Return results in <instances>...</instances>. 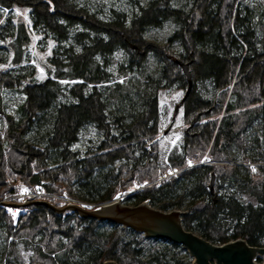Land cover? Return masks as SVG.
Returning a JSON list of instances; mask_svg holds the SVG:
<instances>
[{
  "label": "trees",
  "instance_id": "trees-1",
  "mask_svg": "<svg viewBox=\"0 0 264 264\" xmlns=\"http://www.w3.org/2000/svg\"><path fill=\"white\" fill-rule=\"evenodd\" d=\"M125 3L0 0V264H193L182 245L42 203L100 205L142 184L123 203L185 209L186 230L213 244L264 247V0ZM168 25L163 45L148 40ZM178 61L192 87L165 162L160 95L189 88ZM89 128L101 138L76 150Z\"/></svg>",
  "mask_w": 264,
  "mask_h": 264
},
{
  "label": "water",
  "instance_id": "water-1",
  "mask_svg": "<svg viewBox=\"0 0 264 264\" xmlns=\"http://www.w3.org/2000/svg\"><path fill=\"white\" fill-rule=\"evenodd\" d=\"M189 81V88L184 100L192 87L191 73L188 64L178 61ZM214 189V176L210 184ZM59 213L77 212L83 217L117 224L143 234L146 238L166 240L182 245L192 258L193 264H258L254 260L264 257V247H252L244 240L231 241L223 245H216L192 231L186 230L182 218L187 212L174 210L164 212L148 203L137 206L114 203L105 205L97 210H88L77 204H68L63 209H57L47 202H42ZM12 206H24L15 205ZM105 264H118L108 261Z\"/></svg>",
  "mask_w": 264,
  "mask_h": 264
},
{
  "label": "rangeland",
  "instance_id": "rangeland-1",
  "mask_svg": "<svg viewBox=\"0 0 264 264\" xmlns=\"http://www.w3.org/2000/svg\"><path fill=\"white\" fill-rule=\"evenodd\" d=\"M145 1V0H144ZM105 2H110L112 4H115L116 6H126L127 4L125 3L126 0H105ZM172 33V27L170 25L166 26L163 30H158V31H152L150 35L148 36V40L152 42H156L160 45H163L165 43L166 38ZM34 64V62H32ZM157 64H153V69ZM39 71L41 72L40 78L44 77L43 71L39 68ZM211 83L209 82L207 85L209 88L212 90V87L210 85ZM187 92V89H182L177 87L176 85L173 86L172 88L166 89L164 92H160V100H159V117H160V133H159V142H160V149H161V154L162 158L165 162L168 161V157L171 155V153L174 151V149L180 147L182 145V135L183 131L186 127L184 121H183V116H184V111L183 109L179 111L178 104L180 103L181 100H184L185 94ZM209 97H214L213 93L211 92ZM23 95H20L19 93L15 91L7 92L6 96V101L8 105L7 113L14 115L16 106L19 104V101L22 102ZM123 108V111L129 112L131 110L130 106L127 104L125 107H120V106H111L110 110L111 111H118ZM176 111H179L178 116L176 120L173 119V116ZM165 131L167 133H165ZM100 135L98 133L97 129L94 128H89L88 130L84 131L82 133V140L78 145H76V150L80 149L82 151H87L89 146H93L98 140H99ZM211 163L209 162L207 157H204L201 163ZM189 166H193V164H189ZM176 174V173H174ZM147 185L142 184L140 187H136L133 189H129L127 191H119L116 195L120 194V200L117 201L115 198L108 203H103L100 205H95L94 207H97V209L109 205V204H116V203H122L124 205H130L133 206L131 203H123L125 198L138 190H141ZM25 191L19 195L21 199L25 200V197H22L25 195ZM116 197V196H115ZM56 198H60L63 200H66L67 202H70L69 200L79 202V203H88V204H94L93 202H89L88 200L83 198L76 199L69 197L68 195L64 194L62 196H56ZM78 198V197H77ZM72 203V202H71ZM155 208V207H154ZM95 209V210H97ZM157 209V208H156ZM180 211L186 212L185 209H182ZM104 230H107L108 232H111L112 227L111 226H104ZM186 256V259L192 260L194 262V258L190 256V254L187 252L183 254V256Z\"/></svg>",
  "mask_w": 264,
  "mask_h": 264
},
{
  "label": "built area",
  "instance_id": "built-area-1",
  "mask_svg": "<svg viewBox=\"0 0 264 264\" xmlns=\"http://www.w3.org/2000/svg\"><path fill=\"white\" fill-rule=\"evenodd\" d=\"M166 177H167V176H164V177L160 178V179L158 180V182H160L161 180H163V179L166 178ZM144 187H145V186H144ZM35 195H40V196H42V195H44V193L42 192V190H41L38 194H33V193H31V192H26L25 195L22 196V197H34ZM19 198H21V197H19ZM115 200H117V201L120 200V194H119V195H116ZM69 201L72 202V203H78V204H80V205H84V206H86L88 209H92V208L95 206V204L79 203V202H75V201H72V200H69ZM254 261H255L256 263H258V264H264V257H263V256H262V257L259 256L258 259H255Z\"/></svg>",
  "mask_w": 264,
  "mask_h": 264
},
{
  "label": "snow or ice",
  "instance_id": "snow-or-ice-1",
  "mask_svg": "<svg viewBox=\"0 0 264 264\" xmlns=\"http://www.w3.org/2000/svg\"><path fill=\"white\" fill-rule=\"evenodd\" d=\"M5 11H7V10H5ZM24 191L27 192L28 190H27V189H24ZM10 211H11V210H10Z\"/></svg>",
  "mask_w": 264,
  "mask_h": 264
}]
</instances>
